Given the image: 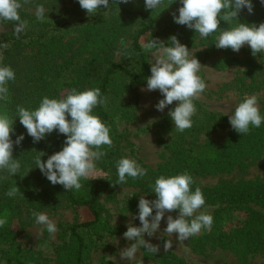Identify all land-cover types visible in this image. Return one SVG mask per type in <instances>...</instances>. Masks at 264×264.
<instances>
[{"label": "rangeland", "instance_id": "374dc122", "mask_svg": "<svg viewBox=\"0 0 264 264\" xmlns=\"http://www.w3.org/2000/svg\"><path fill=\"white\" fill-rule=\"evenodd\" d=\"M53 1L42 0L36 2L32 8L25 6L20 8V12L29 14L33 18L32 22L27 20V23L26 21L25 28L33 26L40 32L44 24L47 25L45 29H50V27L56 29L55 43L59 46L54 49V57H51V52L47 55L46 49L41 51V47L40 49L28 46L19 48L21 72L26 71L29 65L39 66L41 62H44L45 65L54 63L64 65L65 59L70 58L71 53L77 50L98 29V27H89L88 25H84L82 29H79V26L72 27L73 21H80L83 16L88 15L76 0H58L55 3ZM127 4L136 11L145 9L144 0H130ZM38 5H43L46 9L43 20H38L35 16V9ZM109 5V11L104 14L107 22L102 25L104 30L100 29V31H105L111 26L116 27L119 42L112 51V60L132 67L133 60L128 53V48L136 24L120 22L111 8V0H109ZM166 6L163 3L160 8L153 10L157 17L156 27L139 40L140 46L147 52L150 68L151 64L155 63V58L152 56L155 49L150 52L145 47L146 43L154 39L164 42L167 46L169 38L176 36L181 44L191 50V56H196L199 60L202 67L198 75L207 86L204 92L194 99L196 113L192 117L193 124L184 132L176 131L168 116V112L176 106L177 102H173L163 112L156 110L155 105L163 98L159 90L146 91V84H144L120 96L116 104L121 113L113 119L110 128L112 144L111 146L104 145L100 149L106 153L101 160L108 166V169L114 170L115 168L112 169V165L109 164L111 162L109 155L114 154L118 160L123 157L132 159L138 166L147 170L145 179L158 171L162 172L165 166L170 165L169 146L181 135H184L186 141L193 142L192 145L204 146V148H214L222 144L231 130L227 115H231L237 104L246 96L257 95L260 112H264V52L253 56L248 45H244L238 53L231 49H217L214 44L215 37L219 34L215 37L209 36L207 39H201L199 34L192 36L190 29L183 28L182 33H179V29H177L175 33H172L167 26L171 18L167 12L173 13L169 6L166 12ZM3 31L5 28L0 25V33ZM49 45L47 44V46ZM7 51L10 54L18 55V52L12 48L0 45V66L4 52ZM159 55H163V53L161 52ZM251 56L254 57V60L249 62L248 57ZM21 72H19L18 66L15 69V80L9 81L7 87L17 89L22 83L20 74L22 76L23 73ZM70 72H72L71 69L64 71L62 66L58 80L62 88L66 81H71L69 80ZM13 89L8 91V97L15 93ZM64 91H62L63 95L66 93ZM210 116L218 118L217 122L212 123L208 120L207 118ZM215 125H219V127L215 128ZM201 126L204 130L196 131ZM17 129H19L18 124L14 126V130ZM192 139L195 141H191ZM64 140L65 137L62 136L53 145V154L62 149ZM85 180L93 183L97 202L109 214V224L124 231L127 230L130 221L133 226H139V221H133L132 217L138 213L137 205L140 197L144 196L149 200L155 199L151 188L142 190L133 186L111 185V173L98 167ZM248 181L264 182V158L236 168L230 174H219L198 180L196 187L213 188L222 183L236 184ZM200 212L212 215V227H218L223 233L241 227L248 219L250 212L264 215V209L252 204L239 208H228L225 204L213 207L204 206L198 210L197 214ZM39 213L47 214L53 220L57 225V232L49 235L46 231H42L35 225L31 215L21 217L19 222L15 220L12 225V230L16 233L13 245L7 246L0 243V261H3V264H14L13 255L17 251H19L20 259L24 264H56L59 249L66 239L67 227L75 222L82 223L92 219L86 209H74L65 202L53 211ZM167 215H172L175 218L177 213L175 211L167 213L165 220L161 222L160 230L152 237H148L147 234L144 236L146 241L158 246L159 253L174 254L187 264H264V252L262 251L243 255L223 249L208 240V242L203 241L209 230H202L201 233L182 242L176 239V234L168 236L167 233H164ZM166 240L172 242L171 248L167 251L164 248ZM131 243L134 241H127L122 234L108 235L102 242L92 243L88 246L85 252V264H159L145 259L140 249L133 259L129 261L122 259L121 252Z\"/></svg>", "mask_w": 264, "mask_h": 264}, {"label": "trees", "instance_id": "16d2710c", "mask_svg": "<svg viewBox=\"0 0 264 264\" xmlns=\"http://www.w3.org/2000/svg\"><path fill=\"white\" fill-rule=\"evenodd\" d=\"M39 1L42 0H20L22 6L28 8H32ZM57 1L54 0L53 3ZM252 2L254 5L252 14H249L245 9L236 18L237 20L228 23L221 21L220 29L211 37H215L223 29L236 26L239 22L256 26L264 23V6L259 3V0H252ZM111 3V8L120 22L123 24H136L128 48V53L133 60L132 67L112 60V51L119 42L116 27L111 26L105 31H100V29L104 30L102 25L107 22L104 14L109 9L104 10L101 8L93 15L83 16L80 21L72 22V27L79 26V29H82L84 25L98 27V29L77 50L71 53L70 58L65 59L64 65L62 63L59 65L56 63L45 65L44 62H41L39 66L36 64L29 65L27 70L22 72L20 71L19 59H21V55L19 48L28 46L40 49L41 47V51L46 49L47 55L51 52L52 57L55 53L54 49L59 48L55 43L57 38L55 35L56 29L51 27L45 29L47 25L43 24L39 32L33 26H29L17 35L14 31L16 22L0 21V25L5 28V31L0 33V45L18 52V55L10 54L8 51L4 52L1 66H10L14 72L19 66V72L23 73L22 76L20 74L22 83L17 89L7 87L8 91L13 89L15 93L11 97L6 96L3 100H0V114L15 119L18 106L34 110L39 106L44 96L62 99L73 88L78 91L99 88L104 103L98 105L93 110V114L97 115L102 122L111 128L113 119L121 113L119 106L116 104L120 96L146 84V78L150 75L147 52L140 46L139 40L145 34L152 32L157 24V17L152 10L136 11L129 4H121L118 0H111ZM163 3L167 5L166 12L169 6L172 13L178 15V8L181 6L179 0H163ZM175 7L176 9H174ZM167 13L171 17L167 26L172 33H175L177 29H179V33L183 32V28L188 29L186 26L174 23L173 14ZM19 15L22 21H33L32 16L22 13L20 10ZM191 32L192 36L198 34L194 30H191ZM47 44L50 45L47 46ZM56 55H59V53H56ZM248 60L250 62L254 60V57H248ZM62 66L64 71L68 69L72 71L69 75L71 81H66L63 88L58 81ZM62 91L66 93L63 95ZM261 114L264 115V112ZM207 119L215 123L218 118L210 116ZM15 122L14 126L18 124L19 129L15 131L16 133L12 136V139L15 140L16 136L21 133L25 135V139L19 146L14 145L13 149V158L19 159L21 164V171L18 175L11 176L7 170L0 171V220L4 221L3 225L0 226V243L7 246L13 245L16 233L12 230V225L15 220L19 222L21 217L28 215L35 219L34 214L42 211H53L65 202L74 209H86L92 219L82 223L75 222L67 227L66 239L59 249L56 264H85V252L89 245L102 242L108 235H123L125 231L121 228H114L109 224V214L97 202V194L91 181L82 179L81 184L83 186L79 191L67 192L61 185H52L39 169H34V160L41 155L40 152L46 154L42 157V160H46L48 156L53 154V145L63 135L53 132L45 139L33 142L24 127L20 125L19 120L17 119ZM217 127L219 125H215V128ZM203 130L201 126L196 131ZM191 141L195 140L192 139ZM192 144L194 143L185 140L184 135L177 137L169 146L170 165L165 166L162 172L158 171V173L149 176L147 179L144 177L138 179L128 178L127 183L124 184L116 183L117 171L115 164L118 159L114 154L109 155L111 158L109 164L112 165V169L115 168V171L108 169V166L101 159L96 161L95 164L96 167L111 173V185L133 186L142 190L151 188L155 179L161 175L171 176L187 172L193 177L192 190L194 191L197 188L196 181L198 180L219 174L227 175L236 168L263 159L264 125L260 128H252L249 133L243 136L231 128L224 142L214 148H204V146ZM15 186L20 191L14 196H7L6 193ZM200 189L204 194L205 206L213 207L225 204L228 208H239L252 204L264 209V182L222 183L213 188ZM207 240L223 249L238 254L264 252V215L250 212L248 219L241 227L234 228L228 233H223L218 227H211L203 241L208 242ZM140 250L145 259L159 264H187L183 259L171 253H153L143 247ZM13 261L14 264H24L20 259L19 251L14 253Z\"/></svg>", "mask_w": 264, "mask_h": 264}, {"label": "clouds", "instance_id": "9594fccd", "mask_svg": "<svg viewBox=\"0 0 264 264\" xmlns=\"http://www.w3.org/2000/svg\"><path fill=\"white\" fill-rule=\"evenodd\" d=\"M76 2L88 15L110 7L109 0ZM118 2L127 4L130 0ZM179 3L181 6L178 8V15L173 13L174 23L194 30L201 39H207L216 33L221 21L228 23L237 20L243 10L246 9L249 14L254 10L252 0H179ZM259 3L264 6V0H259ZM144 5L146 10L153 11L163 5V0H144ZM21 6L20 0H0V21L16 22L14 31L17 35L27 26L19 15ZM45 14V7L38 5L35 9L36 18L43 20ZM215 40L217 49H231L238 53L244 45H248L252 55L256 56L264 52V23L256 26L239 22L234 27L221 30ZM169 42L166 46L164 42L151 39L145 45L150 52L155 49L152 53L155 63L151 64V75L146 78V91L159 90L163 97L155 105L159 112L177 102L168 116L174 129L184 132L193 124L192 117L196 113L193 101L204 92L207 85L198 75L202 66L196 56H191V50L181 44L176 36L170 37ZM161 52L163 55H159ZM15 78V72L10 66H0V100L8 94L7 83ZM103 103L104 98L99 88L83 91L73 88L62 99L44 96L34 110L18 106L15 119L0 114V171L7 170L11 176H16L21 171L19 159L13 158L14 145L19 146L25 139L23 133L16 136L15 140L12 139L15 134L14 123L18 119L33 142H39L53 132L65 137L62 149L46 160H42L46 154L40 152L41 155L34 160V169H39L52 185H61L67 192L79 191L83 186L81 180L89 177L96 168L95 162L106 155L100 149L112 144L110 128L93 114V110ZM227 116L231 128L241 136L249 133L252 128L264 125V115L260 112L257 95L243 98L231 115ZM116 171L117 184L127 183L128 178L138 179L147 175L146 169L127 157L117 161ZM193 183V177L187 172L161 175L155 179L151 185L155 199L140 197L138 213L132 217L133 221H139V226H133L130 221L123 233L127 241L134 243L121 252L122 259H133L141 247L153 253L159 251L158 246L146 241L144 236L147 234L152 237L159 231L167 213L175 211L177 215L175 218L167 215L164 233L168 236L176 234V239L181 242L189 240L202 230L211 229L213 216L204 212L197 214L206 201L199 187L192 190ZM19 191L15 186L6 195L11 197ZM34 216L35 225L42 231L49 235L57 232V225L47 214L36 213ZM3 223L0 220V226ZM171 246V240H166L165 251Z\"/></svg>", "mask_w": 264, "mask_h": 264}]
</instances>
